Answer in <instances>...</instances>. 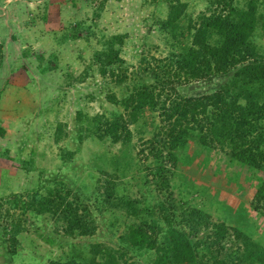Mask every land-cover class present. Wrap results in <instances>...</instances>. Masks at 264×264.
Returning <instances> with one entry per match:
<instances>
[{"label":"rangeland","instance_id":"rangeland-1","mask_svg":"<svg viewBox=\"0 0 264 264\" xmlns=\"http://www.w3.org/2000/svg\"><path fill=\"white\" fill-rule=\"evenodd\" d=\"M182 1L188 5L185 19L195 20L210 0ZM257 3L262 9L257 12L258 22L250 40L264 58V0ZM101 5L102 11L96 9ZM235 6L243 9L244 0H235ZM167 9V3L160 0H0V128L5 132L0 137L2 209L10 208L15 218L20 217L21 206L28 200L21 195L33 190L43 192L56 179L76 194L97 226L92 236L70 238L56 231L49 217L26 212L23 217L27 230L13 244L4 230H10L8 218L1 216L0 264L62 263L72 255L80 261L77 255L90 257L89 250L95 243L117 252L114 256L119 264L154 263L155 250L134 253L122 249L120 237L135 220L108 207L103 186L115 165L105 158L114 156L118 161L123 154L134 157L135 162L124 177L119 169L120 180L114 181L119 182L116 189L130 200L139 201L141 207H154V215L160 220L155 206L169 196L159 194L155 184L145 181L144 157H137V151L152 137L159 123L157 113L145 110L142 119L131 126L132 140L126 147L109 138L93 137L77 146L75 114L81 111L88 116H109L120 112L119 107L106 100V94L121 96L137 80L134 72L147 80L141 59L169 54L171 42H166L157 25L166 17ZM94 11L99 12V17L91 21ZM77 22L91 24L95 36L90 35L87 41L82 32L81 39L61 41L64 32ZM101 34L126 35L121 56L131 80L123 86L100 77L92 66V53L99 48L95 37ZM188 41L187 37L183 40ZM222 80H193L174 84L173 88L182 96L195 97L213 92ZM58 122L65 125L69 137L56 145L53 131ZM62 147L75 150L72 160H60ZM178 154L180 160L170 179L174 196L189 207L210 214L214 224L236 227L264 246V219L251 205L263 174L242 161L230 159L228 149H210L194 140H188ZM14 200L20 207H13ZM203 233L191 234L190 238L208 244L211 237L206 239ZM121 254L124 255L120 257Z\"/></svg>","mask_w":264,"mask_h":264},{"label":"trees","instance_id":"trees-1","mask_svg":"<svg viewBox=\"0 0 264 264\" xmlns=\"http://www.w3.org/2000/svg\"><path fill=\"white\" fill-rule=\"evenodd\" d=\"M160 1L168 6L166 17L157 25L166 42H171L169 54L163 58L141 59L143 69H138L144 70L147 80L134 72L137 80L127 86L121 96L106 94V100L119 107L120 112L109 116L76 112L77 146L93 137L109 138L112 143L126 147L132 140L131 126L142 119L145 110L157 113L159 123L152 137L137 151V157H144L145 181L155 184L159 194L169 196L155 206L160 220L154 215V207H141L139 201L130 200L116 189L119 182L114 181L120 180L119 169L124 177L135 158L127 154L118 161L114 156L105 158L115 163L111 165L113 173L104 180L103 186L108 207L135 220L120 237L122 249L134 253L155 250L157 256L153 264H264V246L236 227L214 224L210 214L189 207L175 197L170 186L172 169H176L180 160L178 152L188 140L210 149H228L230 159L242 161L263 174L251 205L264 219V58L257 54L250 40L258 22L257 12L261 13L262 8L257 0H244L243 9L235 6V0H210L205 10L192 20L185 19L188 5L182 0ZM96 9L102 11L103 6ZM92 17L94 21L99 12H92ZM82 32L87 41L90 35L95 36L91 24L77 22L64 32L61 41L81 39ZM186 37L189 41L183 42ZM95 38L99 48L92 53V66L97 68L100 77H107L119 86L125 85L131 80L121 56L126 35L101 34ZM212 77L223 79V83L209 94L182 96L173 88L174 84ZM4 133L0 128V137ZM68 137L69 131L58 122L53 131L54 143L59 145ZM74 155L75 150L59 148L63 162L72 160ZM21 197L28 200L21 206L20 217L15 218L10 208L3 210L0 204V217L8 218L10 225V230H4L10 234L13 244L17 243L18 235L27 230L23 217L26 212L49 217L56 231L70 238L92 236L96 231L89 209L60 180L49 182L43 192L33 190ZM12 204L20 207L16 200ZM161 222L166 224L163 226ZM201 231L206 233H203L204 238L211 237L208 244L190 238L191 234ZM89 251L90 257L77 255L80 261L72 255L62 263L49 264H119L115 257L118 253L110 247L95 243Z\"/></svg>","mask_w":264,"mask_h":264},{"label":"crops","instance_id":"crops-1","mask_svg":"<svg viewBox=\"0 0 264 264\" xmlns=\"http://www.w3.org/2000/svg\"><path fill=\"white\" fill-rule=\"evenodd\" d=\"M1 139V138H0Z\"/></svg>","mask_w":264,"mask_h":264}]
</instances>
